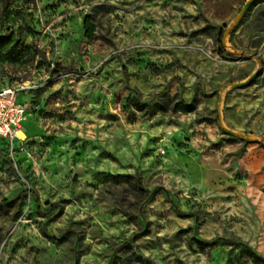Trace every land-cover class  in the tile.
<instances>
[{"label":"rangeland","instance_id":"1","mask_svg":"<svg viewBox=\"0 0 264 264\" xmlns=\"http://www.w3.org/2000/svg\"><path fill=\"white\" fill-rule=\"evenodd\" d=\"M3 87L0 264H264V0H0Z\"/></svg>","mask_w":264,"mask_h":264},{"label":"built area","instance_id":"2","mask_svg":"<svg viewBox=\"0 0 264 264\" xmlns=\"http://www.w3.org/2000/svg\"><path fill=\"white\" fill-rule=\"evenodd\" d=\"M24 88H0V137L9 143L26 141L25 137L19 135L27 117L25 104L19 100L20 92Z\"/></svg>","mask_w":264,"mask_h":264},{"label":"trees","instance_id":"3","mask_svg":"<svg viewBox=\"0 0 264 264\" xmlns=\"http://www.w3.org/2000/svg\"><path fill=\"white\" fill-rule=\"evenodd\" d=\"M84 25H85V35H86V37L88 39L93 38L94 37V34H95V25L91 21L90 17H86L85 18ZM221 34H222V32H221ZM201 244H204L205 245V244H207V242L206 241H201Z\"/></svg>","mask_w":264,"mask_h":264},{"label":"crops","instance_id":"4","mask_svg":"<svg viewBox=\"0 0 264 264\" xmlns=\"http://www.w3.org/2000/svg\"><path fill=\"white\" fill-rule=\"evenodd\" d=\"M19 99H20V95H19ZM22 102V101H21ZM23 103V102H22ZM22 133H24V137L25 138H27L28 136H27V134H26V132H25V129H24V127L22 128Z\"/></svg>","mask_w":264,"mask_h":264},{"label":"water","instance_id":"5","mask_svg":"<svg viewBox=\"0 0 264 264\" xmlns=\"http://www.w3.org/2000/svg\"><path fill=\"white\" fill-rule=\"evenodd\" d=\"M248 6H249V2L246 4V7H245L244 11L247 9ZM244 11H243V13H244ZM253 76H254V75H252V77H253ZM252 77H251V78H252ZM251 78H250V79H251Z\"/></svg>","mask_w":264,"mask_h":264},{"label":"bare ground","instance_id":"6","mask_svg":"<svg viewBox=\"0 0 264 264\" xmlns=\"http://www.w3.org/2000/svg\"><path fill=\"white\" fill-rule=\"evenodd\" d=\"M19 135H20L21 137H24V133H22V132H21V133H19Z\"/></svg>","mask_w":264,"mask_h":264}]
</instances>
